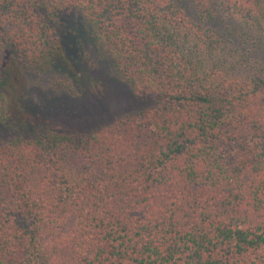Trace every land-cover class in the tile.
Instances as JSON below:
<instances>
[{
	"label": "trees",
	"instance_id": "obj_1",
	"mask_svg": "<svg viewBox=\"0 0 264 264\" xmlns=\"http://www.w3.org/2000/svg\"><path fill=\"white\" fill-rule=\"evenodd\" d=\"M0 131V264H264V0H0Z\"/></svg>",
	"mask_w": 264,
	"mask_h": 264
},
{
	"label": "rangeland",
	"instance_id": "obj_2",
	"mask_svg": "<svg viewBox=\"0 0 264 264\" xmlns=\"http://www.w3.org/2000/svg\"><path fill=\"white\" fill-rule=\"evenodd\" d=\"M93 64H95L94 60L88 67L91 68ZM46 101L38 99L36 103L44 108L41 110L43 114L54 115L50 118L54 122L48 120V124L57 125L59 129L68 128L82 133L94 129L101 123L144 107L128 87L108 80L96 90L88 91L81 97H68L66 94H61L56 100ZM8 133L0 131V142L8 138Z\"/></svg>",
	"mask_w": 264,
	"mask_h": 264
}]
</instances>
